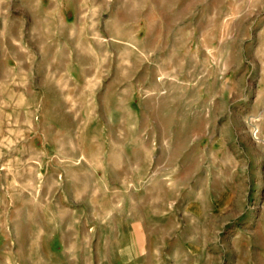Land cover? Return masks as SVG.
Masks as SVG:
<instances>
[{"label": "rangeland", "instance_id": "374dc122", "mask_svg": "<svg viewBox=\"0 0 264 264\" xmlns=\"http://www.w3.org/2000/svg\"><path fill=\"white\" fill-rule=\"evenodd\" d=\"M0 264H264V0H0Z\"/></svg>", "mask_w": 264, "mask_h": 264}]
</instances>
